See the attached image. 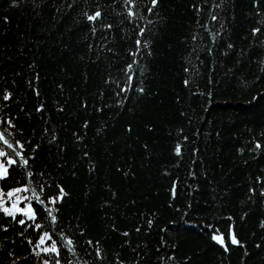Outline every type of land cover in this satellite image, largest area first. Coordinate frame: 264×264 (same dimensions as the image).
Returning a JSON list of instances; mask_svg holds the SVG:
<instances>
[{
    "label": "trees",
    "instance_id": "16d2710c",
    "mask_svg": "<svg viewBox=\"0 0 264 264\" xmlns=\"http://www.w3.org/2000/svg\"><path fill=\"white\" fill-rule=\"evenodd\" d=\"M150 7L0 0V264H264V0Z\"/></svg>",
    "mask_w": 264,
    "mask_h": 264
},
{
    "label": "snow or ice",
    "instance_id": "6c2138e0",
    "mask_svg": "<svg viewBox=\"0 0 264 264\" xmlns=\"http://www.w3.org/2000/svg\"><path fill=\"white\" fill-rule=\"evenodd\" d=\"M16 2H17V0H12V3H13V4H15ZM125 2L129 5L128 15H129V16H134L135 13L132 12V10H131V6L133 5V0H125ZM157 3H158V0H151V7L149 8V12L152 11V8H155V6H156ZM99 16H100V12L97 11L94 15H89V16L87 17V19H88L89 21H95ZM4 19L7 20V17H5ZM213 19H216V17L213 16ZM143 31H144L143 28H141V30H140V34H141V35H143ZM259 31H260L259 28L253 30L254 33H255V32H259ZM194 39H195V37H194ZM140 43H141V42L138 40V41H137V45H140ZM128 67H129V70H130V69H131V65H129ZM128 80H129V82H130V81L132 80V77L129 76V77H128ZM186 83H187V81H186ZM126 90H127V89H125V88H121L120 91H121V92H124V91H126ZM140 91H143V89H140ZM9 98H10V94H6V95L3 96V99H4V100H8ZM38 110H39V109H38ZM0 123L8 124L9 127H12V126H13V125L11 124V121H10V120L0 121ZM4 137H5L4 132H0V143H3L4 145H6L7 148H9V149H12L13 154H14L16 157H18V158L22 161V163H23L24 166H26V165L28 164V160L25 159L24 156H23V154H22L23 144H20L19 141H16V145L14 146L13 144L9 143L8 140L5 139ZM256 147L259 148V147H261V146H260L259 144H257ZM17 148H19L20 151H17ZM175 152H176L177 155H180L181 148H180V145H179V144L176 146ZM0 158H2V159H0V180H3V179H6L7 176H8V169H9V167H11L12 165L16 164V163H17V160H16V159H13L12 156H10L7 152H5V151H3V150H0ZM28 175L31 176L32 173L29 172ZM28 190H29L28 188H24V189H16V192H20V191H28ZM31 191H32L33 196L37 199V201L43 204L44 202L40 200V198H39V194L36 193V190H35V189H31ZM42 191H43V186H41V192H42ZM14 195H15V192H8V193H7V197H8V198H12ZM64 195H65V193H64L63 188H60V189H59V194H58L57 196H55V197L50 198L49 201H48V203L54 205V204H56L57 202H59L60 200H62L63 197H64ZM2 199H3V197L0 196V200H2ZM13 206H15V205H13ZM16 210H17V211H20V209H18V208H17ZM46 210L48 211V215L51 216V219H52V221H53V223H54L55 220H56V217L52 214V209H46ZM3 211L6 212V213L9 214V215H12V214H13L9 208H3ZM29 213H31V215L29 216V218H30V219H34V218H35V214L32 213V209H31V207H29L28 212L25 213V214L28 215ZM20 223H24V221H20ZM149 224H151V222H149ZM261 226L264 227V224H262ZM36 227H37V229H39L40 225L37 224ZM138 230H139V229H138ZM125 235H127V233H125ZM212 238H213V240H215L217 243H219V244H221L222 246H224V247H225V251L228 250V249H227V246L224 245V239H223L222 235H216V234H214ZM229 238H230V241H231L232 244H240V241H238V240L236 239V237H235L234 234L230 235ZM46 239L51 240L52 237H51L50 235H48L47 233H45L44 236H42V237L40 238L39 243H40L41 245L44 244ZM72 243H73V242H72L71 239H68V240H67V244H68V245H72ZM97 243H98V242H97ZM91 244H92V242L89 241V245H91ZM42 250H43L45 253H47V252H54V253L57 252L56 242L53 241V242H52V245H51L50 247H48V248H44V249H42ZM97 255H99V249H98V248H97ZM169 259H171V257H169ZM57 264H58V262H57Z\"/></svg>",
    "mask_w": 264,
    "mask_h": 264
},
{
    "label": "water",
    "instance_id": "95a60500",
    "mask_svg": "<svg viewBox=\"0 0 264 264\" xmlns=\"http://www.w3.org/2000/svg\"><path fill=\"white\" fill-rule=\"evenodd\" d=\"M1 144L7 148L6 145H4L3 143H1ZM8 149H9V148H8ZM9 150H11V149H9ZM24 168H25V170H27V168H26L25 166H24Z\"/></svg>",
    "mask_w": 264,
    "mask_h": 264
}]
</instances>
